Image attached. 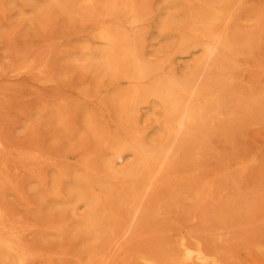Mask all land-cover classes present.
Wrapping results in <instances>:
<instances>
[{"label":"rangeland","instance_id":"rangeland-1","mask_svg":"<svg viewBox=\"0 0 264 264\" xmlns=\"http://www.w3.org/2000/svg\"><path fill=\"white\" fill-rule=\"evenodd\" d=\"M15 2L0 0V204L20 228L31 264H76L85 259L86 235L69 230L61 238L45 235L52 227L72 228L86 208L79 204L73 214L68 208L50 211L38 191L50 198L57 171L81 170L85 158L101 153L78 132L85 111L108 122L99 101L105 89L65 59L90 37V24L54 10L35 15L29 5L22 15ZM144 5L142 22L134 30L144 61L167 64L185 77L201 53L179 54L170 29L159 32L164 22L180 25L174 19H181V1L147 0ZM237 62L225 108L187 148L179 167L182 179L162 191L161 207L165 220L189 229L218 225L225 216L226 225H239L225 231V242L215 248L227 249L236 264H264V29ZM218 76L213 73L212 80ZM59 109L63 123L56 119ZM158 123V114L141 105L136 126L147 145L160 140ZM202 240L211 243L210 237Z\"/></svg>","mask_w":264,"mask_h":264},{"label":"bare ground","instance_id":"bare-ground-1","mask_svg":"<svg viewBox=\"0 0 264 264\" xmlns=\"http://www.w3.org/2000/svg\"><path fill=\"white\" fill-rule=\"evenodd\" d=\"M145 1L15 2L22 15L29 5L35 15L54 10L90 24V37L65 59L105 89L99 101L109 116L104 123L85 111L78 135L101 153L96 159L85 158L81 170L57 171L50 198L38 191L50 211L68 208L73 214L79 204L86 208L85 217L72 228L52 227L45 236L61 238L68 230L86 235L85 259L76 264H236L227 249L215 245L224 243V233L239 224L226 225L225 216L218 225L198 229L169 222L161 207L162 191L182 179L179 167L187 148L195 145L200 131L211 129L213 116L225 108L237 60L264 29V0L260 6L254 0H172L181 1V19H174L180 25L164 22L159 32L170 29L175 52L201 53L185 77L167 64L144 61L134 30L142 22ZM215 72L219 76L212 80ZM141 105L159 116L160 140L155 145H147L136 126ZM61 111H55L56 119L63 123ZM128 157L123 168L116 167ZM203 237H210L211 243ZM32 261L20 228L0 204V264Z\"/></svg>","mask_w":264,"mask_h":264}]
</instances>
